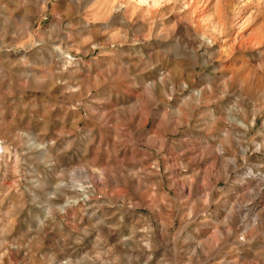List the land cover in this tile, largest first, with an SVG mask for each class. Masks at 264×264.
Returning <instances> with one entry per match:
<instances>
[{"label": "rangeland", "instance_id": "1", "mask_svg": "<svg viewBox=\"0 0 264 264\" xmlns=\"http://www.w3.org/2000/svg\"><path fill=\"white\" fill-rule=\"evenodd\" d=\"M0 139V264H264V0H0Z\"/></svg>", "mask_w": 264, "mask_h": 264}, {"label": "built area", "instance_id": "2", "mask_svg": "<svg viewBox=\"0 0 264 264\" xmlns=\"http://www.w3.org/2000/svg\"><path fill=\"white\" fill-rule=\"evenodd\" d=\"M3 141L0 139V155L3 153V148H4V145H3Z\"/></svg>", "mask_w": 264, "mask_h": 264}, {"label": "bare ground", "instance_id": "3", "mask_svg": "<svg viewBox=\"0 0 264 264\" xmlns=\"http://www.w3.org/2000/svg\"><path fill=\"white\" fill-rule=\"evenodd\" d=\"M185 88H187V86H185ZM199 95H203V92H199V93H198V96H199ZM251 177H253V178H257V176H254V174L251 175ZM262 180H264V174H262Z\"/></svg>", "mask_w": 264, "mask_h": 264}]
</instances>
